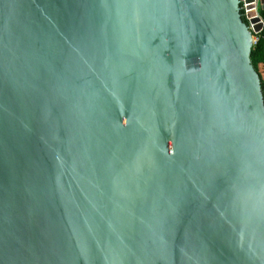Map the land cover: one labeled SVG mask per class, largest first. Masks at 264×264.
<instances>
[{"label":"water","instance_id":"95a60500","mask_svg":"<svg viewBox=\"0 0 264 264\" xmlns=\"http://www.w3.org/2000/svg\"><path fill=\"white\" fill-rule=\"evenodd\" d=\"M252 48L241 0H0V264H264Z\"/></svg>","mask_w":264,"mask_h":264},{"label":"built area","instance_id":"2783aa9c","mask_svg":"<svg viewBox=\"0 0 264 264\" xmlns=\"http://www.w3.org/2000/svg\"><path fill=\"white\" fill-rule=\"evenodd\" d=\"M259 0H241V13L253 34V46L264 32V18L260 14Z\"/></svg>","mask_w":264,"mask_h":264},{"label":"trees","instance_id":"16d2710c","mask_svg":"<svg viewBox=\"0 0 264 264\" xmlns=\"http://www.w3.org/2000/svg\"><path fill=\"white\" fill-rule=\"evenodd\" d=\"M260 14L264 18V10L260 9ZM243 19L245 21V18ZM245 22L247 23V21ZM251 59L255 70L260 76L264 93V32L261 34L258 43L252 48Z\"/></svg>","mask_w":264,"mask_h":264}]
</instances>
